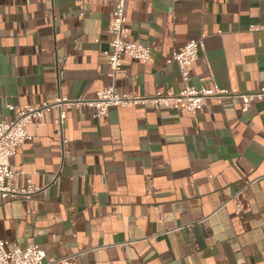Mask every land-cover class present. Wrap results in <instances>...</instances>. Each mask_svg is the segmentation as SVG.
I'll return each instance as SVG.
<instances>
[{
    "label": "crops",
    "instance_id": "0c3cea01",
    "mask_svg": "<svg viewBox=\"0 0 264 264\" xmlns=\"http://www.w3.org/2000/svg\"><path fill=\"white\" fill-rule=\"evenodd\" d=\"M116 3L0 0V121L110 87L178 94L168 60L202 37L189 84L228 96L197 115L132 103L102 117L68 110L62 130L56 110L28 125L9 164L18 188L40 191L0 196V238L52 264H264V99L245 112L236 97L264 84V0H128L129 39L153 61L125 56L115 78Z\"/></svg>",
    "mask_w": 264,
    "mask_h": 264
},
{
    "label": "built area",
    "instance_id": "2783aa9c",
    "mask_svg": "<svg viewBox=\"0 0 264 264\" xmlns=\"http://www.w3.org/2000/svg\"><path fill=\"white\" fill-rule=\"evenodd\" d=\"M127 4L128 0H117L115 10L110 17L109 27L112 41L106 55L115 78L123 74L125 56L144 63L153 61L150 46L129 39L126 29ZM202 47L203 37L173 52L171 59L168 60L169 64H175L179 68L184 81V89L178 94L158 92L149 98H141L120 95L114 87H110L99 91L93 99L60 97L52 104L45 103L41 107H28L20 110L10 122L0 121V196L6 200L5 205H10L18 199L28 200L40 191L31 183V180L28 181L26 187L18 188L15 183L18 174L10 166L9 160L17 148L29 139L27 126L43 123L50 118L53 110L58 112L57 125L62 130L66 113L72 109L89 108L94 111V117H102L107 115L111 107H128L132 103H144L158 110H184L197 115L204 110L207 99L228 96L225 91L190 86V68ZM236 97L242 101V110L246 112L251 104L264 99V84L257 91L238 94ZM9 109L14 108L10 106ZM45 258V252L38 246L24 249L10 248L8 242L0 238V264H52L56 262L51 260L49 263H44Z\"/></svg>",
    "mask_w": 264,
    "mask_h": 264
}]
</instances>
